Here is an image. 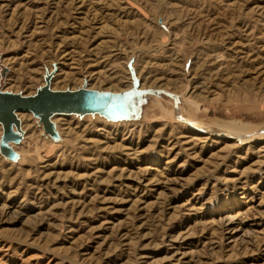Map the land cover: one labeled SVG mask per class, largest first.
Wrapping results in <instances>:
<instances>
[{"label":"rangeland","instance_id":"1","mask_svg":"<svg viewBox=\"0 0 264 264\" xmlns=\"http://www.w3.org/2000/svg\"><path fill=\"white\" fill-rule=\"evenodd\" d=\"M3 70L115 97L18 114L0 264H264V0H0Z\"/></svg>","mask_w":264,"mask_h":264},{"label":"water","instance_id":"2","mask_svg":"<svg viewBox=\"0 0 264 264\" xmlns=\"http://www.w3.org/2000/svg\"><path fill=\"white\" fill-rule=\"evenodd\" d=\"M54 74L45 77V85L37 90L34 95L8 93L4 91L6 70L1 72L0 79V124L3 126V138L0 142V153L5 158L16 161L17 152L11 143H20L23 138L19 113H32L44 127L47 135L57 137L55 125L52 122L54 116L78 115L84 116L103 109L111 103L115 96L102 95L100 93L82 88L76 91L53 90L52 80ZM149 94H165L161 92H147ZM168 95V94H166ZM171 96V95H169ZM185 121V120H182ZM190 126L191 123L186 121ZM16 128L17 132L14 130Z\"/></svg>","mask_w":264,"mask_h":264},{"label":"bare ground","instance_id":"3","mask_svg":"<svg viewBox=\"0 0 264 264\" xmlns=\"http://www.w3.org/2000/svg\"><path fill=\"white\" fill-rule=\"evenodd\" d=\"M21 129H22V127H21ZM1 154V153H0ZM4 157V156H3ZM7 159V158H6ZM9 160V159H8Z\"/></svg>","mask_w":264,"mask_h":264}]
</instances>
